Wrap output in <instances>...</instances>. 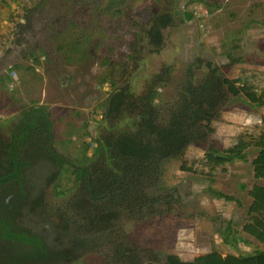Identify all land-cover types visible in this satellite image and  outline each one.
Wrapping results in <instances>:
<instances>
[{
    "label": "trees",
    "instance_id": "trees-1",
    "mask_svg": "<svg viewBox=\"0 0 264 264\" xmlns=\"http://www.w3.org/2000/svg\"><path fill=\"white\" fill-rule=\"evenodd\" d=\"M9 1L0 0V5L6 6ZM11 1L17 13L25 17L31 14L29 3L35 2ZM129 2L73 0L77 4L62 28L61 49L83 55L100 35L95 49L99 52L102 46V65L108 67L116 52L117 35L116 30H105L123 18V8ZM186 15L188 20L193 19L192 12ZM27 20L31 22L30 16ZM160 20L162 30L166 23L161 15L152 18L150 24H157V28ZM31 58L33 64L17 65L25 76L21 85L30 107L21 112L10 132L0 131V264H77L84 255L97 250L111 255L115 259L112 264H161L152 250L143 252L126 241L121 226L129 214L143 219L160 214L161 207L170 211L179 197L163 195L161 189L170 186L166 178L176 177L166 166L171 159L179 161L182 172L208 181V190L216 199L239 205L241 202L232 194L219 188V176L227 174L236 162H243L251 163L253 178L249 187L244 186L251 202L242 227L236 229L228 223L219 231L221 249L200 255L171 252L164 264H264V117L261 123L244 127L223 148L208 142L217 133L223 106L233 99L264 109V89L256 85V73H230L217 79L215 70L213 79L208 78L197 89L187 86L186 99L182 95L184 105L178 103L177 113L181 115L172 114L166 121L155 109L164 97L157 87L170 81L169 74L177 73L176 65L165 69L161 82L155 79L145 98H135L123 87L113 91L115 81L105 72L99 85L109 84L110 89L103 92L100 103L109 112L103 124L104 136L102 133L96 137L89 132L91 125L97 124L96 116L82 123L51 117L50 106L41 104L38 98L44 82L37 69L41 58L33 54ZM143 101L150 106L146 124L134 130L116 129L119 120L135 113L131 108L140 107ZM57 137L60 144L75 153H60ZM93 142L98 144V150ZM192 145L207 147L201 159L187 158ZM254 150L257 151L251 159ZM52 184L59 198L73 194L69 206L54 212L49 211L46 200ZM153 190H159V194H152ZM242 235L260 245L261 250L239 255L225 252L226 247L238 249L244 241Z\"/></svg>",
    "mask_w": 264,
    "mask_h": 264
},
{
    "label": "rangeland",
    "instance_id": "rangeland-1",
    "mask_svg": "<svg viewBox=\"0 0 264 264\" xmlns=\"http://www.w3.org/2000/svg\"><path fill=\"white\" fill-rule=\"evenodd\" d=\"M18 1L24 3V0ZM41 1L29 3L31 22L27 20L29 16L17 13L16 4L11 0L6 6L0 5V131L5 133L10 132L13 124L19 121L21 112L30 107L21 85L25 76L17 65L33 64L31 54L41 58L37 65L44 79L38 94L40 103L50 106L54 119L63 117L82 123L84 119L92 120L96 116L97 124L93 126V123L89 129L96 137L103 133L104 120L109 112L100 103L103 92L110 89L109 84L104 87L99 85V78L105 72L109 73L118 88L131 84L129 91L132 95L145 98L156 74L176 65L178 71L169 74V84L164 86L161 83L157 87L164 97L155 109L166 121L171 119L172 114L181 115L177 113L178 103L184 105L187 86L194 85L197 89L205 79H213L215 70L218 72L217 79L230 73H256L259 76L256 85L264 89V0H130L123 8V18L105 30L106 33L116 30L117 35L116 52L108 67L102 65V46L99 52L95 49L101 41L100 35L83 55L70 54L71 51L61 49L62 28L77 3L73 0ZM186 10L195 14L197 22H179ZM165 12L174 17V23L176 26L180 24V29L175 35L177 27L167 28L161 53H153V47L140 26L145 20L151 21ZM192 29L193 40L189 38L188 41L186 30ZM136 36L141 39L139 44L136 43ZM195 61L200 69H196L193 81L190 71ZM144 65L148 74L134 78V73L142 74ZM9 75L14 79L11 80ZM149 108L146 101L138 108H131L136 112L120 119L116 129L134 130L146 124ZM222 111L216 135L208 138L209 143L219 148L230 144L244 127L261 123L264 117V109L252 108L248 102L239 99L223 106ZM60 140L57 137V150L73 155L75 150L67 149L60 144ZM93 146L99 149L96 142ZM206 148L202 145L190 146L187 158L201 159ZM255 151L251 159L255 157ZM166 166L176 177L172 180L166 178L170 186L162 188L161 192L163 195L173 194L179 197L178 200L173 202L170 211L161 207V213L157 215H146L143 219L127 215L121 226L124 239L143 252L152 250L153 257L156 255L161 264L167 262L171 252L200 255L212 249H221L219 231L228 223L241 229L245 220L251 201L244 186L249 187L252 183L251 163L236 162L229 167L227 174L218 178L219 188L232 194L241 205L216 199L208 190L209 182L182 172L177 159L168 160ZM158 191L151 193L158 195ZM72 197V193L57 197L52 184L46 193L49 211L69 206ZM121 227H118L119 230ZM253 243L251 238L244 237L238 249L226 247L225 252L239 255L261 250L260 245ZM114 260L111 255L97 250L84 255L77 264H112Z\"/></svg>",
    "mask_w": 264,
    "mask_h": 264
},
{
    "label": "flooded vegetation",
    "instance_id": "flooded-vegetation-1",
    "mask_svg": "<svg viewBox=\"0 0 264 264\" xmlns=\"http://www.w3.org/2000/svg\"><path fill=\"white\" fill-rule=\"evenodd\" d=\"M188 12H191V11L186 10L184 12L183 16L181 17L179 22H181V20L186 22L187 24H189L190 22H192V24L194 22H197L195 20V14H193V19L188 20L187 15H186V13H188ZM159 15H161V18L163 17L162 22L166 23L162 30H161V20L159 21L157 28H156L157 24H154L153 22H151V24H150L149 20H145L143 25H141V26L138 25V26L142 27V29L144 30L145 36H146V38L149 41V45L153 47L151 49V52H153V53H161V50H162V48L164 46V41H165L164 31L167 28H169L171 26H173V28L177 27V29L175 30V33H176L175 35L178 34L179 29H180V24H178V26H176V23H174L175 19H174V17L171 14L165 12V13H160ZM148 25H149V27L146 29V27ZM192 34H193V29L192 30H186V36H187V40L188 41L190 39L193 40V35ZM140 40L141 39L138 36L137 39H136V43L139 44ZM152 41H157V42L153 43ZM135 64H138V63H135ZM191 66H193V68H191L190 75H191V79L194 81V77L196 75L197 70L200 69V66L197 65L196 61H195V64H193ZM142 70H144V71H142V74H135L134 73V78H137V77H140V76L143 77V76H146L148 74L146 65H144V68ZM163 72L166 73L165 70H162L159 73H157L155 79L157 78L161 82V75H162ZM134 78L132 80H134ZM155 79L152 80V86L154 85L153 83H154ZM205 80H207V79H205ZM205 80H204V82H205ZM204 82H203V84H204ZM168 84H169V82L167 84H163V85L167 86ZM115 87L118 88L116 86V84H115ZM123 88H127L128 90H130L131 89V84L130 85H125V86H123ZM180 95H182V94L180 93Z\"/></svg>",
    "mask_w": 264,
    "mask_h": 264
}]
</instances>
